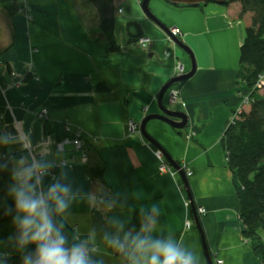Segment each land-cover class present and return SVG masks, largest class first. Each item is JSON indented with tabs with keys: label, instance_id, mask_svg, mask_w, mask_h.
<instances>
[{
	"label": "crops",
	"instance_id": "1",
	"mask_svg": "<svg viewBox=\"0 0 264 264\" xmlns=\"http://www.w3.org/2000/svg\"><path fill=\"white\" fill-rule=\"evenodd\" d=\"M112 1L117 50L89 0H25L31 20L25 13L10 16L0 6L2 133L16 136L19 129L33 146L50 138L53 152L63 138L83 134L89 160L84 163V153L67 146L64 156L71 168L65 169L69 176L65 183L73 190L82 188L85 195L102 196L113 207L106 210L78 199L67 214L65 231L69 243L74 242L73 235L87 240L94 231L95 241L89 245L96 248L93 259L124 264L103 239L105 233L116 235L111 221L122 222L127 231L136 212L145 209L152 214L151 205H157L155 215L164 238L171 233L173 240L182 241V247L199 256V264H208L204 240L213 264H261L243 237L245 227L222 139L247 92L239 80L240 49L253 17H240L242 7L235 2L222 6L211 2L200 8H175L164 0L150 3L154 17L167 29L182 31L180 40L196 63L192 79L172 88L180 92V100L169 106L168 92L163 102L166 108L187 114L188 128L180 133L156 120L146 127L172 159L191 168L194 175L187 179L191 202L181 175L160 174L156 148L141 132L130 135L128 125L141 126L150 115L162 114L161 90L190 73L193 63L147 18L144 0ZM132 22L151 39L146 49L130 41L127 25ZM13 73L23 82L20 87L13 86ZM43 110L48 113L45 121L39 119ZM5 155L19 158L26 153L13 144L0 148V157ZM97 166L105 169L104 183L89 177V169ZM59 172L54 167L52 176ZM52 176L45 177V187ZM198 207L206 210L200 218L202 231L195 224ZM186 220L193 224L191 229H186Z\"/></svg>",
	"mask_w": 264,
	"mask_h": 264
},
{
	"label": "clouds",
	"instance_id": "2",
	"mask_svg": "<svg viewBox=\"0 0 264 264\" xmlns=\"http://www.w3.org/2000/svg\"><path fill=\"white\" fill-rule=\"evenodd\" d=\"M13 144H19L26 155L10 162L11 184L7 196L14 207L7 206L5 214L12 216L15 233L6 241L0 239V264H6L12 253L20 254L21 264H103L102 260L92 257L96 248L89 245L95 241L94 231L87 240L73 235L74 242L69 243L65 226L67 214L78 199H86L92 206L104 205L106 210H110L113 203L106 202L102 196L85 195L82 188L73 190L71 183H65L69 179L65 169L70 168L71 162L59 146L53 152L50 138L33 146L28 134L19 129L16 136L0 133V148ZM54 167L60 168L56 176H52ZM6 168L7 163L0 164V171ZM49 176L52 182L45 187V177ZM150 211L152 214L141 209L139 231L134 227L125 231L122 222L113 220L116 235L105 233L103 236L124 264H199V256L182 247V241L173 240L171 233L164 238L155 215L159 212L157 205H151ZM189 224L186 220L185 225Z\"/></svg>",
	"mask_w": 264,
	"mask_h": 264
},
{
	"label": "trees",
	"instance_id": "3",
	"mask_svg": "<svg viewBox=\"0 0 264 264\" xmlns=\"http://www.w3.org/2000/svg\"><path fill=\"white\" fill-rule=\"evenodd\" d=\"M89 2H92L99 13L103 33L113 45V49H120L116 45L117 12L114 1L89 0ZM234 2L242 7L240 17L244 18L247 14L253 17L240 49L239 71V80L246 84L245 95L250 94L251 102L248 110L240 113L234 123L228 124L222 139L240 204V219L245 227L243 237L249 241L257 259L264 264V95L254 90L259 78L264 75V0ZM22 4V0H0V6L7 9L10 16L22 14L24 6ZM127 33L130 41L134 43L144 35L137 22L127 25ZM236 112L237 110L233 114ZM11 160L9 155L0 157V164H8V168L0 171V239L5 241L9 235L15 233L12 216L5 214L7 206L14 207L13 201L7 196L11 184ZM88 173L92 180L104 183V167H92ZM141 218V214L136 212L129 229L140 228ZM32 248L33 246H30L29 250ZM6 264H21L20 254L12 253Z\"/></svg>",
	"mask_w": 264,
	"mask_h": 264
},
{
	"label": "water",
	"instance_id": "4",
	"mask_svg": "<svg viewBox=\"0 0 264 264\" xmlns=\"http://www.w3.org/2000/svg\"><path fill=\"white\" fill-rule=\"evenodd\" d=\"M166 3H169L172 7L178 8V7H184V8H200L202 6L208 5L209 3L213 2L218 5H229L234 2V0H164ZM152 0H144L142 4V10L146 14L147 18L156 24L163 32L169 36L170 40L176 45L177 48L181 49L185 53H187L191 61L193 63L192 71L188 74H184L181 77L172 79L169 83H167L164 88L161 90L160 95L158 96V104L159 109H161L162 114L160 115H150V117H147L144 119V122L140 126V132L144 136V138L152 144L157 150H159L161 153L164 154L166 160L168 163L172 165L173 168H175L177 171H179V174L181 175L183 179V184L185 185V189L187 191V194L192 202V195L190 191V187L188 185L187 179L185 174H183L180 171V165L177 163L174 159L170 157V155L165 152V150L159 145L158 142H156L151 136H149L148 132L146 131L147 125L150 123V121L156 120V121H163L167 125H169L174 130H177L178 132L182 133L185 129L188 128L190 119H188L187 114L184 112H177L174 110H170L166 108L163 104L164 97L166 94L172 89L173 87L181 84L182 82L188 81L192 79V77L195 75L196 72V63L194 62L193 54L190 52L188 47L178 38L174 37L171 34V31L167 29L160 21H158L157 18L154 17L152 10H150V3ZM195 210V206H193ZM195 224L196 228L198 230L202 231L201 224H200V217L196 215L195 218ZM204 250L206 251V261H208V264H213V261L209 257V250H207L206 241L204 240Z\"/></svg>",
	"mask_w": 264,
	"mask_h": 264
},
{
	"label": "built area",
	"instance_id": "5",
	"mask_svg": "<svg viewBox=\"0 0 264 264\" xmlns=\"http://www.w3.org/2000/svg\"><path fill=\"white\" fill-rule=\"evenodd\" d=\"M23 4V10L21 11L22 14H26V16H28V18L31 20L32 19V15L30 14L29 10H28V7L27 5L25 4V0H22ZM24 11V12H23ZM123 13V12H122ZM121 13V14H122ZM171 31V34L180 39L182 37V31H180V29H176V28H173L170 30ZM170 39V38H169ZM138 44L146 49L148 46H150L152 43H151V39L146 37H142L140 38L138 41ZM179 72L181 75L184 74V70L182 68V66H180L179 68ZM17 74L13 73L12 74V77H16ZM31 75L33 76V79L35 81H39L40 78L39 76L36 74V72L34 70H32V73ZM21 85V83H17L16 84V87H19ZM264 88V75L261 76L258 80V84L255 86L254 90L255 91H261L262 89ZM168 103H169V106H172L174 104H176L179 100H180V92L177 91V90H172L170 89L169 93H168ZM250 102H251V96L250 94L248 95H245L243 98H242V102L240 104V107L237 109V112L235 114L232 115V119L230 120L229 123H234L235 120L238 119V115L240 113H242L243 111H246L248 109V107L250 106ZM39 119L41 121H45L48 117V113L46 110H43L39 113ZM140 130V126H138L137 124H135L134 122H130L129 125H128V132L130 135H135V134H139V131ZM70 130L67 129V134L69 135H72L70 134ZM195 135V132H192L189 136H188V139L191 140L193 139ZM73 136V135H72ZM60 147L64 150V153L66 151V147L67 146H73L74 148H76L77 150L79 151H82L84 153V157H83V162L86 163L88 162L89 160V156L87 155V151H86V145L83 141V134H80V133H77V135H75L73 137V139L71 137H65L63 138V140H61L58 144H57V147ZM157 158V160L159 161V164H160V167H159V173L160 174H170L172 176L174 175H178L179 171H177L175 168L172 167V165L170 163H168V161L166 160L165 156L163 153H161L159 150L155 149L154 152H153ZM180 171L185 174L186 176V179H190L193 177L194 173H192L191 171V168L189 167V165L187 163H180ZM58 170H60L59 167H57ZM71 168V166H70ZM106 201V199H105ZM189 203L187 202V205ZM206 213V210L202 207H198L197 209V214L199 215L200 218H202L201 216H203L204 214ZM193 227V224L191 223L190 221V224L186 226V229H191ZM94 253H92V256H93ZM223 261H218L217 264H222Z\"/></svg>",
	"mask_w": 264,
	"mask_h": 264
},
{
	"label": "rangeland",
	"instance_id": "6",
	"mask_svg": "<svg viewBox=\"0 0 264 264\" xmlns=\"http://www.w3.org/2000/svg\"><path fill=\"white\" fill-rule=\"evenodd\" d=\"M11 79H12V82H14V87H16V84H17V82H18V80H19V78H18V76L16 75V77H12V74H11ZM17 81V82H16ZM19 83V82H18ZM21 83V82H20ZM23 83V82H22ZM22 83H21V85H22ZM20 85V86H21ZM19 86V87H20ZM259 93H261L262 95H264V88L259 92ZM248 109H249V107H248ZM247 109V110H248ZM8 110H9V108H8ZM10 111V110H9ZM3 122H2V116H0V133H2V128H3ZM26 153V152H25ZM12 159L14 158L13 156H10Z\"/></svg>",
	"mask_w": 264,
	"mask_h": 264
}]
</instances>
